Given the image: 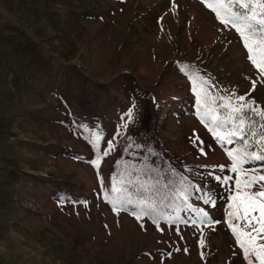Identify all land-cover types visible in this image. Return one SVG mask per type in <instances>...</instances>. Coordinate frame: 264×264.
<instances>
[{
    "label": "rangeland",
    "instance_id": "obj_1",
    "mask_svg": "<svg viewBox=\"0 0 264 264\" xmlns=\"http://www.w3.org/2000/svg\"><path fill=\"white\" fill-rule=\"evenodd\" d=\"M192 73L213 96L264 111V76L201 0H0V264H246L224 222L232 184L207 176L233 174L195 115ZM117 161L162 177L166 192L199 187L188 204L212 226L171 196L163 213L178 207L187 223L160 231L114 213L103 197Z\"/></svg>",
    "mask_w": 264,
    "mask_h": 264
},
{
    "label": "snow or ice",
    "instance_id": "obj_2",
    "mask_svg": "<svg viewBox=\"0 0 264 264\" xmlns=\"http://www.w3.org/2000/svg\"><path fill=\"white\" fill-rule=\"evenodd\" d=\"M201 3L215 14L222 25L235 30L246 50L248 61L264 76V0H201ZM189 79L195 95V115L217 143L225 145L224 150L230 160V165L218 167L221 172L227 168L232 176L216 175L212 171L207 173L210 179L225 187H228L230 182L232 184L228 187L224 222L246 264H264V111L259 106H254L252 101H246L245 96H237L235 101L232 97L213 96L206 87L208 82L194 73L189 75ZM127 116L129 120L132 119V109H129ZM99 140L100 137L96 136L92 142L98 145ZM196 140L199 141V137ZM199 142L203 144V141ZM236 144L240 146L226 147ZM113 150L110 141L107 149L103 150V155L98 151L96 159L91 162L92 165L99 170L102 159ZM200 151L202 155L207 154L204 147H201ZM117 164L120 165L121 171L112 175L103 197L114 213L127 212L138 222L147 218L160 231H163L160 228L161 221L169 224L187 223L181 219L178 207L175 216L163 213L165 201L171 196L182 200L185 209L195 212L199 217V224L212 226L213 221L209 219L207 211L188 204L190 189L201 192L199 187L182 185L175 192H166L168 185L163 183L162 177L154 181L151 177L143 178L141 174L148 171L146 167L137 169L131 162L121 165V162L117 161ZM245 165L252 167L245 168ZM151 171L156 172L154 169ZM157 175L159 176L158 172ZM100 184L104 189L103 178H100ZM256 188L259 190L254 191ZM212 197L213 193L207 191L203 192L200 198L204 204L214 208L216 201ZM191 223L198 226L196 219ZM140 226L143 228V223ZM203 236L201 229V239L198 241L200 247L205 246ZM201 256L203 258V252Z\"/></svg>",
    "mask_w": 264,
    "mask_h": 264
}]
</instances>
